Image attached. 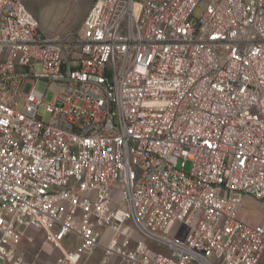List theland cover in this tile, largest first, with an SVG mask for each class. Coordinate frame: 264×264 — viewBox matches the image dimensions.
I'll use <instances>...</instances> for the list:
<instances>
[{
    "label": "built area",
    "instance_id": "built-area-1",
    "mask_svg": "<svg viewBox=\"0 0 264 264\" xmlns=\"http://www.w3.org/2000/svg\"><path fill=\"white\" fill-rule=\"evenodd\" d=\"M199 3L91 0L48 36L0 0V264L27 228L59 264H264L237 218L264 200V0ZM38 78L63 86L48 120Z\"/></svg>",
    "mask_w": 264,
    "mask_h": 264
},
{
    "label": "rangeland",
    "instance_id": "rangeland-1",
    "mask_svg": "<svg viewBox=\"0 0 264 264\" xmlns=\"http://www.w3.org/2000/svg\"><path fill=\"white\" fill-rule=\"evenodd\" d=\"M28 10L38 20L39 30L48 36H63L67 32H77L82 27L83 19L90 7L91 0H24ZM211 0H200L194 15L198 16ZM38 92H44L43 103L39 107V114L48 120L49 113L45 110L46 104L54 101L55 95L63 86L57 83L48 84L43 78H38L34 86ZM190 163L186 164L188 170ZM240 221L250 225L264 222V200L243 195L242 206L237 213ZM33 230H28L26 237L20 243L27 264H59L61 254L58 249L44 242L43 233H35L34 241L28 240V235ZM134 236L137 235L134 233ZM73 241L71 244L70 242ZM62 245L67 250L76 248L78 240L67 237ZM102 257V252L95 248L90 252L81 254L78 264H95Z\"/></svg>",
    "mask_w": 264,
    "mask_h": 264
},
{
    "label": "crops",
    "instance_id": "crops-1",
    "mask_svg": "<svg viewBox=\"0 0 264 264\" xmlns=\"http://www.w3.org/2000/svg\"><path fill=\"white\" fill-rule=\"evenodd\" d=\"M28 230L30 231V230H33V233L32 234H29L28 235V240H30L31 242L32 241H34V239H35V233H38V232H40V231H37V230H35V229H32V228H27V229H25V231H24V233H23V235H22V237H21V240H20V243L22 242V240H23V238L24 237H26V235H27V233H28ZM45 242V241H44ZM20 243H19V249H20ZM46 243V242H45ZM48 244V243H47ZM49 245V244H48ZM98 249V248H97ZM21 250V249H20ZM100 250V249H99ZM22 251V250H21ZM101 251V250H100ZM98 263V262H97ZM97 263H95V264H97Z\"/></svg>",
    "mask_w": 264,
    "mask_h": 264
}]
</instances>
